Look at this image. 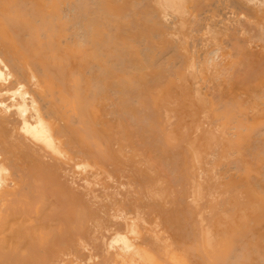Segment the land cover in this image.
<instances>
[{
	"label": "bare ground",
	"instance_id": "6f19581e",
	"mask_svg": "<svg viewBox=\"0 0 264 264\" xmlns=\"http://www.w3.org/2000/svg\"><path fill=\"white\" fill-rule=\"evenodd\" d=\"M263 82L264 0H0V264H264Z\"/></svg>",
	"mask_w": 264,
	"mask_h": 264
},
{
	"label": "rangeland",
	"instance_id": "374dc122",
	"mask_svg": "<svg viewBox=\"0 0 264 264\" xmlns=\"http://www.w3.org/2000/svg\"><path fill=\"white\" fill-rule=\"evenodd\" d=\"M254 83H255V82H254ZM254 83H253V86H254V87H256L258 84H261V83H258V81H256L255 84H254ZM262 84H264V82H263ZM254 87H253V88H254ZM257 94L260 95V92H258ZM261 94H263V92H261ZM257 96H258V95L254 94V96L252 95V97H250V100L247 99L246 101H248V102H249V101H252V102H249V103H253V100H254L253 97H255V101L258 103V104H257V106H258L260 103H262V101L259 100V101H260V103H259L257 99H258V98L261 99V98H260V96H258V97H257ZM261 96H262V98H264V97H263L264 95H261ZM251 99H253V100H251ZM255 101H254V103H255ZM263 103H264V99H263ZM250 105H251V104H250ZM255 105H256V103H255ZM260 105H261V107L264 106V104H263V105L260 104Z\"/></svg>",
	"mask_w": 264,
	"mask_h": 264
}]
</instances>
